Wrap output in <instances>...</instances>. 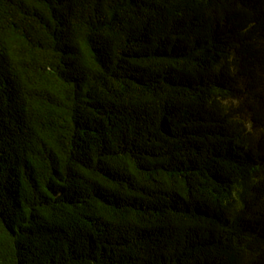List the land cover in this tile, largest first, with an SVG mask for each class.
I'll list each match as a JSON object with an SVG mask.
<instances>
[{
  "label": "trees",
  "instance_id": "obj_1",
  "mask_svg": "<svg viewBox=\"0 0 264 264\" xmlns=\"http://www.w3.org/2000/svg\"><path fill=\"white\" fill-rule=\"evenodd\" d=\"M0 264H264V0H0Z\"/></svg>",
  "mask_w": 264,
  "mask_h": 264
}]
</instances>
